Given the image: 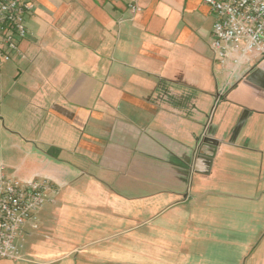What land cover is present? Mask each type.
Segmentation results:
<instances>
[{"label":"crops","instance_id":"0c3cea01","mask_svg":"<svg viewBox=\"0 0 264 264\" xmlns=\"http://www.w3.org/2000/svg\"><path fill=\"white\" fill-rule=\"evenodd\" d=\"M33 2L0 165L57 193L14 261L264 264V57L220 62L205 0Z\"/></svg>","mask_w":264,"mask_h":264},{"label":"built area","instance_id":"2783aa9c","mask_svg":"<svg viewBox=\"0 0 264 264\" xmlns=\"http://www.w3.org/2000/svg\"><path fill=\"white\" fill-rule=\"evenodd\" d=\"M205 3L215 17L212 46L220 62L234 54L264 57V0ZM34 8L33 0H0V66L20 55L21 42L28 36L27 17ZM130 9L141 10L136 4ZM56 193L50 180L20 181L0 165V261L20 258L25 227L37 222L39 211Z\"/></svg>","mask_w":264,"mask_h":264},{"label":"rangeland","instance_id":"374dc122","mask_svg":"<svg viewBox=\"0 0 264 264\" xmlns=\"http://www.w3.org/2000/svg\"><path fill=\"white\" fill-rule=\"evenodd\" d=\"M33 254L34 255H31V258L25 261L16 262L14 260L3 259L0 261V264H40V262L46 259L45 257L38 255V250L36 251L35 249H33Z\"/></svg>","mask_w":264,"mask_h":264},{"label":"water","instance_id":"95a60500","mask_svg":"<svg viewBox=\"0 0 264 264\" xmlns=\"http://www.w3.org/2000/svg\"><path fill=\"white\" fill-rule=\"evenodd\" d=\"M203 142H204V144H205V143L212 142V140H211V139H209V138H205ZM211 157H213V154H212V156H210V157H209V158H210V160H211Z\"/></svg>","mask_w":264,"mask_h":264}]
</instances>
